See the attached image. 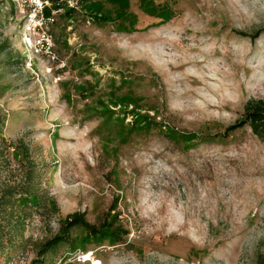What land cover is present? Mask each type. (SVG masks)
Masks as SVG:
<instances>
[{
    "label": "rangeland",
    "instance_id": "374dc122",
    "mask_svg": "<svg viewBox=\"0 0 264 264\" xmlns=\"http://www.w3.org/2000/svg\"><path fill=\"white\" fill-rule=\"evenodd\" d=\"M54 2L0 6V264H31L74 211L127 234L75 229L46 264H254L264 0Z\"/></svg>",
    "mask_w": 264,
    "mask_h": 264
},
{
    "label": "trees",
    "instance_id": "16d2710c",
    "mask_svg": "<svg viewBox=\"0 0 264 264\" xmlns=\"http://www.w3.org/2000/svg\"><path fill=\"white\" fill-rule=\"evenodd\" d=\"M51 2V5H45L43 7L42 11L43 16L45 17H50L51 10L58 8L56 7L57 5L55 4L54 0H51ZM1 4L2 0H0V6ZM241 34L246 36L245 33ZM244 117L252 133L260 140L264 141V100L258 99L254 101H247L244 105ZM35 198L36 196L30 192L29 188H26L20 191V195L18 196L17 200L19 204L22 199L31 201V203H35ZM0 199L4 202L9 201V199H6L3 195H0ZM75 229L84 231L92 238L107 240V242L110 244L121 243L123 236L127 234L126 230H121L120 227H115L112 224L106 225L104 223V226L96 227V225L91 224L86 220L83 212L74 211L65 217L60 225L59 231L39 247L37 252L39 258L33 259L31 264H46L44 257L48 252H53L55 249L65 244L71 247L73 240L71 234ZM254 264H264V249L256 254Z\"/></svg>",
    "mask_w": 264,
    "mask_h": 264
},
{
    "label": "built area",
    "instance_id": "2783aa9c",
    "mask_svg": "<svg viewBox=\"0 0 264 264\" xmlns=\"http://www.w3.org/2000/svg\"><path fill=\"white\" fill-rule=\"evenodd\" d=\"M45 3H47V1H44ZM39 7H37L40 16V19H49V17L44 18L43 16V7L45 5H43L42 3H40V5H38ZM43 6V7H42ZM38 14V15H39ZM37 26V24L35 25ZM39 26V23H38ZM52 40L49 34L45 33V31H42V33L40 34V36L36 39V43L34 44V50L39 53V52H43V53H49L52 51Z\"/></svg>",
    "mask_w": 264,
    "mask_h": 264
}]
</instances>
